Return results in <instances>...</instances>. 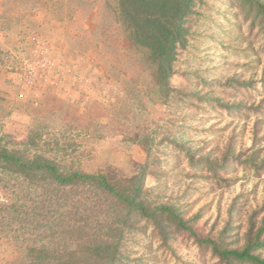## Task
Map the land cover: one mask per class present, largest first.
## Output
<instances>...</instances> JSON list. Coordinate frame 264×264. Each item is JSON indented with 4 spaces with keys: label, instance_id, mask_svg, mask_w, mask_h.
<instances>
[{
    "label": "rangeland",
    "instance_id": "rangeland-1",
    "mask_svg": "<svg viewBox=\"0 0 264 264\" xmlns=\"http://www.w3.org/2000/svg\"><path fill=\"white\" fill-rule=\"evenodd\" d=\"M195 9L160 98L116 0H0V143L125 186L140 176L138 200L174 211L153 219L86 184L0 175V264L104 235L114 264H225L206 239H258L264 257V13L245 0Z\"/></svg>",
    "mask_w": 264,
    "mask_h": 264
},
{
    "label": "trees",
    "instance_id": "trees-1",
    "mask_svg": "<svg viewBox=\"0 0 264 264\" xmlns=\"http://www.w3.org/2000/svg\"><path fill=\"white\" fill-rule=\"evenodd\" d=\"M202 0H116L118 17L125 29L131 48L137 53L147 67L151 81L160 98H165L174 91L171 77L181 48L188 42L189 17L196 13V5ZM256 5L258 12L264 13V3L259 0H245ZM257 12V13H258ZM1 99V98H0ZM0 175L6 179L17 176L29 189L36 190L35 185L44 182L55 189H73L79 185H88L97 192L111 196L119 206L137 211L139 214L156 217L165 213L174 216L171 206L160 204L151 210L138 200L141 194V177L136 176V184L125 186L116 183L103 173H88L81 170L63 171L58 162L44 154L31 156L17 155L0 143ZM4 178H2L3 180ZM181 226L186 227L182 218L177 217ZM75 227L74 225L71 227ZM193 232L191 227L187 228ZM121 234L123 228H119ZM97 237V236H96ZM95 237V238H96ZM89 239L80 245V250L57 248L52 246L32 245L25 247L24 256L14 264H114L117 258V245L108 235ZM203 242L212 246L225 264L239 263L264 264V257L253 252L261 245L258 239L251 240L242 249L221 248L216 240ZM72 251L70 255H58L62 251ZM79 253H82L80 255ZM84 253L86 255H84Z\"/></svg>",
    "mask_w": 264,
    "mask_h": 264
}]
</instances>
